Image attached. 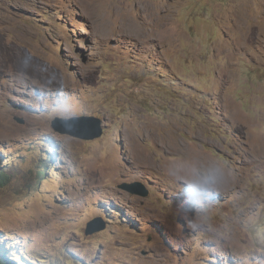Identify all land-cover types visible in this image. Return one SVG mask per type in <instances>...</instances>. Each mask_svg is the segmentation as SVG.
<instances>
[{
  "label": "rangeland",
  "instance_id": "obj_1",
  "mask_svg": "<svg viewBox=\"0 0 264 264\" xmlns=\"http://www.w3.org/2000/svg\"><path fill=\"white\" fill-rule=\"evenodd\" d=\"M4 173L0 264H264V0H0Z\"/></svg>",
  "mask_w": 264,
  "mask_h": 264
},
{
  "label": "water",
  "instance_id": "obj_2",
  "mask_svg": "<svg viewBox=\"0 0 264 264\" xmlns=\"http://www.w3.org/2000/svg\"><path fill=\"white\" fill-rule=\"evenodd\" d=\"M92 123V127H94L90 133H83L80 131L82 124H90ZM52 128L54 131L63 134L69 135L75 138H80L84 140H94L100 138L103 134V129L101 127V120L95 117H87V118H74L70 120H65L62 118H56L52 122ZM120 189L125 190L133 195H138L142 197H147L149 195V191L146 187L139 182L134 183H124L120 186ZM106 229L105 224H98L97 221L93 220L88 223L86 234L93 235L95 233L104 231Z\"/></svg>",
  "mask_w": 264,
  "mask_h": 264
},
{
  "label": "clouds",
  "instance_id": "obj_3",
  "mask_svg": "<svg viewBox=\"0 0 264 264\" xmlns=\"http://www.w3.org/2000/svg\"><path fill=\"white\" fill-rule=\"evenodd\" d=\"M224 176V170L214 169L205 175L201 183H187L183 197L176 200V209L181 210L188 207L191 204L193 197H195L196 201L203 207L205 201L209 200V197L211 196L209 189L220 182Z\"/></svg>",
  "mask_w": 264,
  "mask_h": 264
},
{
  "label": "trees",
  "instance_id": "obj_4",
  "mask_svg": "<svg viewBox=\"0 0 264 264\" xmlns=\"http://www.w3.org/2000/svg\"><path fill=\"white\" fill-rule=\"evenodd\" d=\"M46 170H47L46 167L43 168V169H41V170H39V171H40V174L44 173V171H46ZM7 180H9L8 174H7V173L1 174V176H0V184L5 185V184L7 183ZM5 261H6L8 264H9V262H10V261H8V260H5ZM11 263H12V262H11Z\"/></svg>",
  "mask_w": 264,
  "mask_h": 264
}]
</instances>
